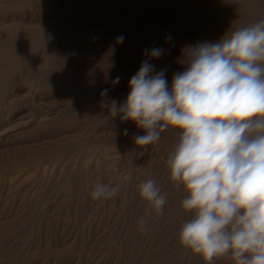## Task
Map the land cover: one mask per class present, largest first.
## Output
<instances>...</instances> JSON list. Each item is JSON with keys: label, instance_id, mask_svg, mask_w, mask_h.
Masks as SVG:
<instances>
[{"label": "rangeland", "instance_id": "rangeland-1", "mask_svg": "<svg viewBox=\"0 0 264 264\" xmlns=\"http://www.w3.org/2000/svg\"><path fill=\"white\" fill-rule=\"evenodd\" d=\"M4 8L44 13L56 10L61 17L58 23H45L48 29H44V35L29 36L21 27L13 26L14 36L0 43L1 72H8L9 51L19 40L35 43L44 37L46 43L64 47L66 43L68 50L55 53L53 63L44 58V65L36 71L44 92L55 93L44 99L46 104L21 98L17 104L9 105L11 85L2 81L0 130L10 125L14 108L25 106L27 110L31 108V115L40 111L47 114L43 130L77 126L80 134L59 150L20 163L13 170L11 163H0V264H22L23 255L25 264H205L178 239L180 228L192 218L181 206L186 193L170 179L166 164L179 131L164 130L160 140L146 150L136 148L134 137L98 141L89 140L88 136L99 123L125 122L119 116L111 118L102 104L113 99L123 103L129 80L148 59L146 49H164L160 58L149 62L156 72H165L171 86L173 74L185 69L180 62L183 49L205 41L217 42L226 32L230 34L264 20V0H77L75 4H70V0H0V11ZM91 18L98 22L88 23ZM120 36L124 37L122 43L117 40ZM169 36L171 40L167 39ZM116 77L120 78L119 83L114 84ZM105 89L107 96L102 97ZM34 132L35 128H31L23 134ZM7 154L10 152L3 153ZM19 169L22 170L18 172ZM120 173H130L131 180L125 181ZM147 179H153L166 195L162 214L153 211L146 215L148 205L140 197L138 185ZM98 182L119 184L120 191L111 199L93 200L91 192ZM11 202L13 207L8 208ZM141 218L146 221L143 229L138 223ZM213 264L234 261L225 256Z\"/></svg>", "mask_w": 264, "mask_h": 264}, {"label": "clouds", "instance_id": "clouds-1", "mask_svg": "<svg viewBox=\"0 0 264 264\" xmlns=\"http://www.w3.org/2000/svg\"><path fill=\"white\" fill-rule=\"evenodd\" d=\"M145 54L123 103L102 107L143 131L134 137L137 149L158 142L166 129L179 131L166 161L170 179L186 193L181 206L192 214L179 243L205 264L225 256L234 264H264V20L183 49L185 69L173 74L171 86L149 62L164 49ZM120 175L131 180L130 173ZM120 187L98 182L91 198L111 199ZM138 190L146 215L162 214L167 198L156 182L142 181ZM138 223L143 229L146 221Z\"/></svg>", "mask_w": 264, "mask_h": 264}, {"label": "bare ground", "instance_id": "bare-ground-1", "mask_svg": "<svg viewBox=\"0 0 264 264\" xmlns=\"http://www.w3.org/2000/svg\"><path fill=\"white\" fill-rule=\"evenodd\" d=\"M21 1V0H20ZM36 1V0H35ZM81 1V0H80ZM19 2V1H18ZM77 0H70V4H75ZM109 2V1H108ZM17 3V2H16ZM23 3V2H22ZM14 4V3H13ZM32 4V3H31ZM39 5V2L37 3ZM11 5V4H10ZM36 5V4H33ZM31 5V7L33 6ZM24 6V5H23ZM27 7V5L25 6ZM29 7V6H28ZM8 8V7H7ZM3 9L5 11H0V43L8 38L13 37L14 32H16V29L13 28V26H18L23 29L27 33V35H44V29H48L45 26V23H48L49 21H52L54 23L59 22V18L57 16V12L55 11H47V13H44L43 10H27V9ZM20 8V7H19ZM30 9V7H29ZM2 10V9H1ZM53 10V9H52ZM60 13V12H59ZM73 13V12H72ZM74 14V13H73ZM63 15V14H62ZM73 16V15H72ZM90 18V17H89ZM88 23H96L98 22L95 18L89 19ZM104 21V20H103ZM64 24V23H63ZM91 24V25H92ZM102 24V23H101ZM102 27V26H101ZM92 28V27H91ZM104 28V27H103ZM79 30V29H78ZM164 31V30H163ZM24 32V33H25ZM152 32V31H151ZM25 33V34H26ZM66 33V32H65ZM125 33V32H124ZM157 34V33H156ZM26 36V35H25ZM113 36V35H112ZM24 37V36H23ZM28 37V36H27ZM23 39V38H22ZM61 45V46H59ZM56 44V43H46V40L44 41V37H40L38 41L35 43L25 42L23 41H16L15 45L12 47V49L9 51V59L10 64L8 68V72H1L0 71V84H2L3 80H7L9 84L11 85L10 90L8 91V98L9 102L8 104L12 103L11 105H15L16 101L23 98L24 100H28L29 102H38V103H45L44 99L55 95V93L52 92H44V87H40V82L37 80V74L36 71L38 68H40L42 65H44V58L49 59L51 63L55 61L54 54L61 51L68 50V46L65 43V47L62 44ZM70 45V44H69ZM79 45V44H78ZM76 45V47L78 46ZM63 46V47H62ZM71 46V45H70ZM69 46V47H70ZM86 46V45H85ZM80 47V45H79ZM65 50H64V49ZM89 48V47H88ZM122 48V47H121ZM79 49V48H77ZM76 49V50H77ZM81 49V48H80ZM80 49L78 51H80ZM130 49V48H129ZM76 51L79 55V52ZM125 51V50H124ZM81 52V51H80ZM83 52V51H82ZM48 53L49 55L48 57ZM5 55V54H4ZM59 55V54H58ZM135 55V54H134ZM6 58V55L4 56ZM66 58V57H65ZM90 59V58H89ZM58 60V59H57ZM73 60V59H72ZM93 60V59H92ZM100 61V60H99ZM7 63V62H6ZM47 63V62H46ZM50 63V64H51ZM70 63V62H69ZM104 63V62H103ZM2 64V62H1ZM0 64V65H1ZM48 64V63H47ZM59 64V63H58ZM52 65V64H51ZM53 67V66H52ZM51 67V68H52ZM90 67V65H89ZM99 68V67H98ZM43 72V71H42ZM134 73V72H133ZM114 74V73H113ZM39 76V75H38ZM49 77V76H48ZM70 77V76H69ZM91 77V76H90ZM45 79V78H44ZM78 79V78H77ZM87 79V78H86ZM21 81L24 83L22 84ZM79 81V80H78ZM106 84V83H105ZM91 85V84H90ZM83 87V86H82ZM49 89V88H48ZM73 89V88H72ZM102 89V88H101ZM100 89V90H101ZM6 91V89H5ZM91 93V91L89 92ZM100 94L101 91H98L97 94ZM1 94V93H0ZM4 93H2L1 96H3ZM95 96V95H94ZM4 96L2 97V99ZM95 98V97H94ZM5 99V98H4ZM3 99V100H4ZM92 99V98H91ZM1 100V99H0ZM6 100V99H5ZM2 101V100H1ZM0 101V102H1ZM8 101V100H7ZM23 101V100H22ZM21 101V102H22ZM47 101V100H46ZM3 102V101H2ZM19 102V101H18ZM24 102V101H23ZM30 102V103H31ZM5 103V104H7ZM27 103V102H26ZM25 103V104H26ZM56 103V102H55ZM4 104V103H3ZM9 104V105H10ZM17 104V103H16ZM46 104V103H45ZM9 105L7 107L9 108ZM19 105V104H18ZM23 105V104H22ZM28 105V104H27ZM29 106V105H28ZM40 106V105H39ZM38 106V107H39ZM3 108V106H1ZM32 107V106H31ZM37 108V107H36ZM6 109V107H5ZM13 111V119L11 120V123L9 126L5 127L3 130H0V163H3L4 161H7L8 163H11L10 169L17 167L20 165V163H24L25 161L36 159V158H44V153L51 152L54 150L60 149V146L67 141L70 140L73 136H76L79 133H77L79 130L77 129V126L73 127H66L62 125L60 128H56V131H48L47 129L43 130L45 117L47 114L43 112H38L35 115H31L30 109H26L25 106H19L18 108H14ZM39 109V108H37ZM41 109V107H40ZM44 109V108H42ZM10 110V108H9ZM13 110V109H12ZM45 110V109H44ZM37 111V110H36ZM47 112V111H45ZM58 112V111H57ZM8 113V112H7ZM6 113V114H7ZM10 115V114H8ZM7 115V116H8ZM54 116V115H53ZM57 116V115H56ZM49 118V117H48ZM52 118V117H51ZM50 118V120H51ZM55 117H53L54 119ZM110 118V117H109ZM5 119V118H4ZM9 119V118H8ZM52 119V120H53ZM46 120V119H45ZM49 120V119H48ZM47 120V121H48ZM49 120V121H50ZM7 121V120H6ZM79 121V120H78ZM4 122V121H3ZM131 123L125 122H119V121H109V122H103L97 124L94 129L92 135L88 136V139L90 140H127L129 138H133L136 135H142L144 134L141 129H138L136 124L132 121ZM47 123V122H46ZM53 123V122H52ZM51 124V123H50ZM76 124V123H75ZM47 125V124H46ZM88 127V126H87ZM31 128H35V134H23L25 130H29ZM46 128V127H45ZM82 128V127H81ZM128 130V134L124 135V130ZM78 130V131H77ZM83 130V129H81ZM179 133V132H178ZM167 134V133H166ZM175 133H173L174 135ZM166 137V136H165ZM173 138V137H172ZM87 139V140H88ZM91 142V141H90ZM94 142V141H93ZM58 149V150H59ZM10 152V155H3V153ZM55 152V151H54ZM53 152V153H54ZM2 154V155H1ZM55 154V153H54ZM5 164V163H4ZM1 165V164H0ZM37 165V164H36ZM33 165V166H36ZM53 165V164H52ZM51 165V166H52ZM32 167V166H31ZM30 167V168H31ZM20 168V167H19ZM33 168V167H32ZM44 168V167H43ZM9 169V170H10ZM8 170V171H9ZM13 170V169H12ZM22 169H19L21 171ZM30 170V169H28ZM27 170V171H28ZM29 172V171H28ZM8 173V172H7ZM11 173V172H10ZM32 173V170L31 172ZM6 174V173H5ZM13 173H11L12 175ZM16 174V172H15ZM19 174V173H18ZM10 175V177H11ZM14 175V174H13ZM7 176V175H6ZM4 177V176H3ZM26 177V176H24ZM19 178V177H18ZM23 178V177H21ZM36 178V177H35ZM11 179V178H10ZM13 179V178H12ZM37 179V178H36ZM29 180V179H28ZM20 181V180H19ZM41 180H39L40 182ZM14 182V181H13ZM18 182V181H16ZM25 182V181H24ZM37 182V183H39ZM6 183V182H5ZM10 183V182H9ZM17 184V183H16ZM9 185V184H8ZM7 185V186H8ZM30 186V185H29ZM14 188V186H12ZM11 187V188H12ZM28 187V186H27ZM26 187V188H27ZM31 187V186H30ZM36 187V186H35ZM8 188V187H6ZM24 188L26 191L27 189ZM43 191V190H42ZM32 193V191H31ZM36 193V192H35ZM42 193V192H41ZM20 195V194H19ZM11 196V195H10ZM38 197V195H36ZM21 197V196H20ZM19 197V202H20ZM36 197V198H37ZM23 198V196H22ZM16 200V201H18ZM1 201V200H0ZM7 201V200H6ZM5 202V200L2 201V203ZM22 203V202H20ZM17 204V203H16ZM29 204V203H28ZM15 205V204H14ZM21 205V204H20ZM20 205L17 207H20ZM16 206V205H15ZM13 207V203L11 202L9 204L8 208ZM22 207V205H21ZM2 208V207H1ZM5 208V207H4ZM24 208L20 209L23 210ZM9 210V209H8ZM4 211V209H3ZM7 212V211H6ZM15 212V210H14ZM5 213V212H4ZM19 213V212H18ZM39 213V212H38ZM40 214V213H39ZM44 214V213H43ZM6 215V214H5ZM17 215V214H16ZM38 215V214H37ZM42 215V214H41ZM15 216V215H14ZM26 216V215H25ZM6 217V216H5ZM17 217V216H16ZM23 217V216H22ZM36 217V216H35ZM41 217V216H40ZM9 218V217H8ZM13 218V217H12ZM21 219V218H19ZM37 219V218H36ZM22 220V219H21ZM40 220V219H39ZM44 220V218H43ZM2 221V220H1ZM11 222V220H10ZM13 222V221H12ZM11 222V223H12ZM21 221H19L20 223ZM36 223V220H35ZM4 224V223H3ZM2 225V224H1ZM6 225V224H5ZM9 225V224H8ZM6 225V226H8ZM14 225V224H13ZM37 225V224H36ZM35 225V226H36ZM4 227V225H3ZM10 227V226H9ZM2 228V226H1ZM5 228V227H4ZM40 228V227H39ZM16 231V230H15ZM37 227L34 233L37 234ZM40 231V230H39ZM38 231V232H39ZM13 232V231H12ZM12 235L11 233H9ZM8 235V234H7ZM22 236V235H21ZM13 237V236H12ZM16 237V236H14ZM19 237V236H18ZM9 238V237H8ZM3 239V238H2ZM5 242V238L3 239ZM7 240V239H6ZM10 240V239H9ZM17 240V238H16ZM1 241V240H0ZM15 242V241H14ZM10 242H8L9 244ZM24 243V242H23ZM27 243V242H26ZM7 244V242H6ZM16 244V242L14 243ZM22 244V243H21ZM29 244V242H28ZM13 245V244H12ZM26 245V244H25ZM11 246V245H10ZM16 246V245H15ZM36 247V245H34ZM24 247V245H23ZM28 247V246H27ZM5 248V247H4ZM3 248V249H4ZM11 248H13L11 246ZM31 248V247H30ZM22 249V247H21ZM27 250V248H25ZM38 249V247H37ZM11 250V249H10ZM16 251V250H15ZM33 251V249H32ZM31 251V252H32ZM35 252V251H34ZM37 252V251H36ZM8 253V252H7ZM33 253V252H32ZM19 254V253H18ZM5 255V253H4ZM10 255V254H9ZM31 255V253L29 254ZM34 255V254H32ZM2 254H0V257ZM4 257V256H3ZM7 258V257H5ZM3 258V259H5ZM22 264H25V255L21 256ZM2 259V258H1ZM2 259V260H3ZM39 260V259H38ZM1 261V260H0ZM8 262V260H7ZM32 262V261H31ZM35 262V261H34ZM2 264V263H1ZM33 264V263H31Z\"/></svg>", "mask_w": 264, "mask_h": 264}]
</instances>
